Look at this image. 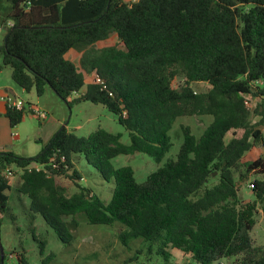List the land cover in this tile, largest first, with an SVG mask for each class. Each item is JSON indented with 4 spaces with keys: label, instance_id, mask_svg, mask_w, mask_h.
Wrapping results in <instances>:
<instances>
[{
    "label": "trees",
    "instance_id": "trees-1",
    "mask_svg": "<svg viewBox=\"0 0 264 264\" xmlns=\"http://www.w3.org/2000/svg\"><path fill=\"white\" fill-rule=\"evenodd\" d=\"M114 34L117 44L98 46ZM5 67L26 92L51 88L70 107L82 100L105 106L130 142L104 128L80 136L64 127L34 157L0 151V215L13 217L5 172L16 166L33 218L41 215L66 245L77 225L68 217L84 213L90 224L120 223L124 243L139 239L169 264L173 249L190 255L183 264L232 257L264 264V247L251 234L259 207L264 217V178L253 181L255 199L245 202L236 175L242 167L264 175V0H0V73ZM92 74L102 83L87 82ZM178 79L184 83L176 86ZM199 81L211 87L197 91ZM246 95L260 98L253 110ZM26 112L7 104L10 126ZM196 115L213 121L199 137L187 127L177 158L145 181L129 165L114 166L118 155L136 152L161 161L175 120ZM256 145L262 154L244 163ZM78 154L114 181L108 203L78 183ZM57 177L78 189L68 195ZM46 244L40 241L41 254ZM19 262L28 264L24 254Z\"/></svg>",
    "mask_w": 264,
    "mask_h": 264
},
{
    "label": "rangeland",
    "instance_id": "rangeland-1",
    "mask_svg": "<svg viewBox=\"0 0 264 264\" xmlns=\"http://www.w3.org/2000/svg\"><path fill=\"white\" fill-rule=\"evenodd\" d=\"M136 1V0H127ZM118 38L114 34L109 39L99 41L98 46L114 45ZM72 60L79 65L80 56L71 55ZM10 67H5L0 73V85L11 86L19 94L13 98L26 101L27 106L47 112L46 118H41L34 109L27 110L23 121L12 127L8 119L0 117V149L10 150L16 155L23 157H34L38 155L54 135L65 126L80 136H87L98 128H104L113 133H123L122 141L129 143L128 132L119 123L117 116L101 104H94L88 100L74 102L70 107L51 88H48L42 96H38L35 90L30 93L23 90L12 79ZM95 74L87 75V82L94 79ZM184 83L183 79L175 82L176 86ZM197 91H206L211 85L208 82L199 81L192 84ZM248 104L253 110L260 98L246 95ZM259 120L257 114L252 115V123ZM213 121L211 115L181 116L178 117L169 131L171 148L161 161H156L146 153L136 152L134 154H121L113 159L115 167L129 165L134 169L138 182H143L148 175L157 170L171 159H176L184 139V130L189 127L197 137L201 136ZM264 130V125H262ZM241 132L239 131L238 134ZM262 154L260 145L254 146L246 152L243 162L250 163ZM76 168L82 173V179L78 183L92 188L100 197L108 203L112 197L114 181H106L99 171L88 164L82 154L75 157ZM32 166H38L33 163ZM22 171L16 166H11L6 172L11 189L6 193L9 196L11 213L0 215V237L4 251V264H20L19 258L24 254L28 264H43V259L49 260V264H169L164 257L157 255L154 251H148V245L139 239L128 240L127 244L122 241L120 234L124 227L120 223L111 226L90 224L84 213L68 217L70 221H76L72 226L75 235L71 245L64 244L55 230L50 227L43 217L37 214L34 217L30 211V199L27 195L18 191L20 175ZM239 185V197L248 202L253 201V181L264 178V175L246 173L242 167L236 173ZM68 195L74 193L78 186L66 177H57ZM256 246L264 247V217L261 207L256 213V223L251 231ZM47 240L44 253L41 254L40 241ZM141 250V253L138 251ZM135 256V260H132ZM190 255H185L178 250H172L171 264H183ZM236 257L222 259L214 264H235Z\"/></svg>",
    "mask_w": 264,
    "mask_h": 264
},
{
    "label": "built area",
    "instance_id": "built-area-1",
    "mask_svg": "<svg viewBox=\"0 0 264 264\" xmlns=\"http://www.w3.org/2000/svg\"><path fill=\"white\" fill-rule=\"evenodd\" d=\"M94 79L96 82L102 83L101 78L95 74ZM76 95H78V93H76ZM1 99H6L7 104L12 106V107H16L17 109H25V111L29 109H34L33 107H29L26 104V101L20 98H13V97H4L3 95L0 96ZM34 111L41 117V118H46L47 117V112L44 110H40V109H34Z\"/></svg>",
    "mask_w": 264,
    "mask_h": 264
},
{
    "label": "crops",
    "instance_id": "crops-1",
    "mask_svg": "<svg viewBox=\"0 0 264 264\" xmlns=\"http://www.w3.org/2000/svg\"><path fill=\"white\" fill-rule=\"evenodd\" d=\"M30 93V92H28ZM4 96V97H13V96H18L19 94L16 92L15 89H13V87H11L10 85L9 86H1L0 85V96ZM6 107H7V101L6 99H1L0 98V117L2 115H5V112H6ZM7 118V117H6ZM8 119V118H7ZM9 122V120H8ZM10 124V123H9ZM264 131V130H263ZM0 151H10V150H6V149H0ZM12 152V151H11ZM263 152V150H262ZM175 250V249H174ZM179 251V250H178Z\"/></svg>",
    "mask_w": 264,
    "mask_h": 264
},
{
    "label": "water",
    "instance_id": "water-1",
    "mask_svg": "<svg viewBox=\"0 0 264 264\" xmlns=\"http://www.w3.org/2000/svg\"><path fill=\"white\" fill-rule=\"evenodd\" d=\"M64 127L65 126H63L61 129H63ZM0 227H1V223H0ZM0 250H1V263L0 264H4V251H3V245L1 243V237H0Z\"/></svg>",
    "mask_w": 264,
    "mask_h": 264
}]
</instances>
